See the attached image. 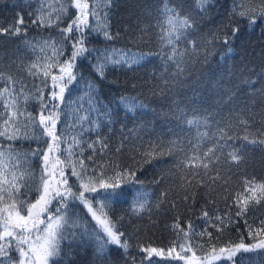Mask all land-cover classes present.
I'll list each match as a JSON object with an SVG mask.
<instances>
[{"label": "snow or ice", "instance_id": "snow-or-ice-1", "mask_svg": "<svg viewBox=\"0 0 264 264\" xmlns=\"http://www.w3.org/2000/svg\"><path fill=\"white\" fill-rule=\"evenodd\" d=\"M210 2L211 0H197L201 12L207 10ZM110 3L111 0H56L53 5L48 4L47 0H41L40 7L29 13L34 17L31 24L40 28L55 26L59 28L61 35L59 39L49 37L37 41L24 40L35 59L28 63L20 62L18 66L32 78V87L28 88L22 78L6 74L0 67V81H4V86L0 87V137L8 141L26 139L37 142L29 153L17 152L12 144L5 147L0 143V264H59L65 248L72 249L84 244L86 240L95 242V254L101 260L109 257L112 246H115L124 264L136 262V257L130 251L131 237L121 230L123 217L116 220L112 214V206L120 202L125 185H142L143 181L139 180L137 170L132 165L104 162V157L110 151V138H105L100 129L111 124L112 118L108 112L104 113L106 122L91 118L92 112L100 111L91 83L87 84L86 89L89 111L81 114L83 104L76 105L70 125L78 127L79 133L69 141L57 129L64 109L69 106L66 93H70L72 87L82 79L77 75L79 60L87 59L92 52H96L97 62L94 67L102 78L109 65L131 68L145 60V53L129 50L118 56L115 54L116 50L100 52L87 46L94 32L102 34L106 40L114 39L106 26L100 27L103 23L101 13L103 12L106 21L105 8ZM72 8L76 11H70ZM161 12L168 25L166 29L160 25L161 44L171 49L170 54H166V59L175 64V75H182L185 65L191 62L192 57L198 58L201 51L207 60L217 42L229 45L240 33L242 23L246 22L249 28L264 23V0H234L231 19L224 25L225 30L206 39L203 48L189 38V30L196 26L191 17H181L174 7L169 6L168 0H164ZM237 17L239 22H234ZM93 21L96 23L93 24ZM65 23L66 26H62ZM24 24L23 14L18 12L13 23L7 27L0 25V36L26 35L27 29L22 27ZM183 40H187L191 52L188 48L181 51L177 47V43ZM69 44L70 49L67 48ZM37 80L39 84L35 83ZM80 99L83 101L84 97ZM30 101L39 104L38 113L29 111ZM118 108H122L128 118L135 119L145 105L135 96L123 95L118 101ZM179 110L188 128L196 131L194 140L188 141L190 147L187 150L179 148L184 155L174 163L176 172L181 174L180 187L185 191V200L188 199L191 180L200 177L199 183L204 184V179L207 178L214 185L218 180H224L220 174L222 167L228 166L230 170L232 164L238 165L243 161L248 145L264 144V138H253L252 121L245 117L243 109L239 112L232 109L235 113V125L231 118L227 121L223 117L216 119V115L207 110L202 115L196 109H193L191 115H188L186 109ZM213 124L216 130L210 135L208 129ZM236 125L241 126L245 133L242 137L244 144H237L239 134L232 132ZM135 132V128L129 129V133ZM86 133H95L96 138L85 140ZM180 133H183V128L179 129L176 138L170 140L168 146L162 140H149L147 147H144L143 139L137 136L140 145L137 147L133 143V151L139 152L143 163H151L152 158L163 157L166 152L172 154L173 149L181 143ZM261 135L264 136V133ZM130 140V135L122 134L116 152L121 153ZM205 141H210L208 146H205ZM41 142L46 147L41 148ZM85 145L86 149L91 150L88 156L84 155ZM29 156L32 160H40L38 181ZM132 160L137 163L135 156ZM71 177H75V182L70 183ZM164 179L161 176L154 179V183L160 184ZM224 183L227 185L228 181L224 180ZM225 191L230 190L225 187ZM231 191V206L237 209L236 217L244 218L253 243L246 244L241 239L238 244L217 248V245L211 243L214 237L208 229L215 228L222 233L225 228L238 221L227 214L213 216L204 211L201 218L205 221V227L202 231L197 233L196 226L191 222L186 228L174 223L173 228L177 231L178 238L169 248L140 246L139 252L145 254L141 257V264L145 261L147 264H158L154 257L165 261H182L183 264H216L222 260L235 264L234 257L241 251L264 250V238H261L264 237V220L257 225L249 223L247 219L249 205L264 202V182L246 178L242 187ZM167 197L168 191H162L157 206ZM151 198L152 193L144 188H137L131 201V214L139 217L145 211L150 212ZM77 202L83 205L91 221L95 222L94 228L87 219L73 216L71 209ZM179 233H183V236L180 237ZM197 235L209 237L208 249H204L203 244H195L193 237ZM198 248L203 250V255L198 254Z\"/></svg>", "mask_w": 264, "mask_h": 264}, {"label": "trees", "instance_id": "trees-1", "mask_svg": "<svg viewBox=\"0 0 264 264\" xmlns=\"http://www.w3.org/2000/svg\"><path fill=\"white\" fill-rule=\"evenodd\" d=\"M40 3L41 0L28 2L0 0V25L7 27L13 23L19 12L23 14L25 20L22 27L27 29L26 35L21 33L18 37L0 36L2 59L0 67L6 74L22 78L28 88L32 87L33 80L18 65L20 62L28 63L35 59V55L25 46L24 40L37 41L49 37L59 39L61 35L59 28L55 26L40 28L31 24L34 17L29 13L35 12ZM47 3L55 5L56 0H47ZM233 3L234 0H211L207 10L201 12L197 0H168L169 6L174 7L181 17L189 16L195 21V28L189 30V38L195 40L202 48L206 39L225 30L224 25L231 19ZM163 4L164 0H111L110 5L105 8L106 21L103 12L101 13L103 23L100 27L106 26L114 39L106 40L102 34L94 32L87 46L100 52L116 50L115 54L118 56L129 50L145 53V60L131 68L109 65L103 78L94 67L97 62L96 52H92L87 59L79 60L77 75L82 79L72 87L70 93H66L69 106L64 109L57 125L58 131L63 132L69 141L73 135L79 133L78 127L70 125L76 105L83 104L81 114L89 111L86 89L87 84L91 83L97 107L100 109L99 112H92L91 118L93 120L99 118L106 122L105 112L110 113L112 118L111 124L100 129L105 138H110V151L104 157V162H117L122 166L132 165L137 170L139 180L143 181L142 185H125L120 202L112 206L113 217L118 221L123 217L121 230L131 237L130 251L136 257L135 264H141V257L145 255L139 252L140 246L167 249L172 245L178 238L177 231L173 228L174 223L186 228L191 222L196 226L197 233L202 231L205 227V221L201 218L204 211L213 216L227 214L238 221L225 228L222 233L217 232L215 228L208 229L214 237L211 243L217 245V248L238 244L241 239L246 244L253 243L246 230L244 218L236 217L237 209L231 206L233 195L231 190L242 187L246 178L264 182V144L248 145L242 162L238 165L232 164L230 170L228 166L221 168L220 174L228 181L227 185L224 180H218L214 185L207 178L204 179V184L199 183L200 177L191 180L187 200L184 199V189L180 187L181 174L174 168L175 161L184 155L179 148L187 150L190 147L188 141L194 140L196 135L195 129H189L181 118L179 109H186L188 115L192 114L193 109L201 115L207 110L215 114L216 119L223 117L224 121H227L231 118L234 125L235 113L232 109L237 112L243 109L245 117L252 121L253 138H264L261 135L264 133V23L254 28H249L246 22L242 23L240 33L229 45L217 42L207 60L201 51L198 58L192 57L191 62L185 65L182 75H175V64L166 59V54H170L171 49L162 46L160 40V25L168 28L166 17L161 12ZM70 11L75 12V9L72 8ZM65 20L67 21V17ZM234 22H239V17ZM95 23L96 21H93V24ZM62 26H66V23ZM177 47L181 51L188 48L191 52L187 40L178 42ZM67 48L70 49L71 45H67ZM68 54L70 55V52ZM35 83L39 84V81ZM3 86L4 81H0V87ZM123 95L135 96L145 105L135 119L128 118L123 109L118 108V101ZM81 97H84L83 101ZM28 109L36 114L39 111V104L30 101ZM132 128L136 129L135 133H129V129ZM180 128H183V133L179 134L181 143L173 149L171 155L166 152L163 157L152 158L151 163H143L139 152L133 151V143L137 147L140 145L137 136L143 139L144 147H147L149 140H162L168 146L169 141L176 138ZM215 130V124L208 129L210 135ZM232 132L239 134L238 145L245 143L242 138L245 133L241 126H234ZM122 134L130 135L131 140L126 142L121 153H117L116 148L120 145ZM84 138L94 140L96 134L86 133ZM0 143L5 147L12 144L17 152L29 153L31 148L36 147L37 142L26 139L8 141L0 137ZM209 143L210 141H205V146ZM40 146L46 147L42 142ZM90 154L91 150L86 149L84 155ZM133 156L137 163L133 162ZM29 159L32 160L30 156ZM32 167L38 181L40 160H32ZM67 172L70 175V169ZM161 176L165 177L164 181L160 184L154 183V179ZM72 182H75V177H71L70 183ZM225 187L230 191H225ZM137 188H144L152 193L151 211H145L139 217L131 214V201ZM164 190L168 191V197L158 207L160 193ZM32 198H35V193ZM71 212L73 216H80L82 220L87 219L92 227H95V222L91 221L83 205L77 202ZM247 219L249 223L257 225L264 220V202L251 203ZM179 236L182 237L183 233H179ZM193 241L197 246L203 244L204 249L210 247L207 236H194ZM112 249L111 255L101 260L95 254V242L86 240L84 244L72 249L65 248L59 264H124L123 258L118 255L119 250L115 249V246H112ZM198 254L203 255V250L198 248ZM153 259L157 260L158 264H183L182 261H165L156 257ZM234 260L235 264H264V250L241 251ZM128 264H131V261ZM144 264H147V261ZM216 264L231 262L222 260Z\"/></svg>", "mask_w": 264, "mask_h": 264}, {"label": "rangeland", "instance_id": "rangeland-1", "mask_svg": "<svg viewBox=\"0 0 264 264\" xmlns=\"http://www.w3.org/2000/svg\"><path fill=\"white\" fill-rule=\"evenodd\" d=\"M76 11V10H75Z\"/></svg>", "mask_w": 264, "mask_h": 264}]
</instances>
